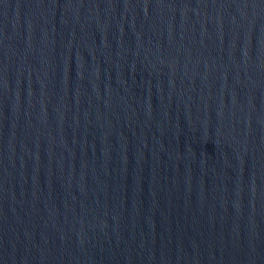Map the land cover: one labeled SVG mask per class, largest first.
Listing matches in <instances>:
<instances>
[{"label": "water", "instance_id": "obj_1", "mask_svg": "<svg viewBox=\"0 0 264 264\" xmlns=\"http://www.w3.org/2000/svg\"><path fill=\"white\" fill-rule=\"evenodd\" d=\"M0 264H264V0H0Z\"/></svg>", "mask_w": 264, "mask_h": 264}]
</instances>
